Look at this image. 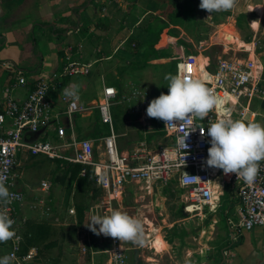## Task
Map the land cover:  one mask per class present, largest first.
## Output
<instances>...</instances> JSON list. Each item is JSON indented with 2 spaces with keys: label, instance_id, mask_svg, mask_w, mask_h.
I'll return each instance as SVG.
<instances>
[{
  "label": "rangeland",
  "instance_id": "1",
  "mask_svg": "<svg viewBox=\"0 0 264 264\" xmlns=\"http://www.w3.org/2000/svg\"><path fill=\"white\" fill-rule=\"evenodd\" d=\"M227 13L232 16L231 10H229L213 12L212 17L202 18L198 22L190 19L188 15L185 16L184 21L181 18L178 19V22L182 21L180 25L185 28L191 38L206 40L209 45L213 43V46L202 51L203 48L197 46L194 49L191 42L188 41L190 43L188 52L194 57L206 54L210 59V69L214 68L219 56L227 58L229 55V52L218 44L215 27L216 23L223 21L224 24H227L229 22L230 17L225 18L224 16ZM246 15L241 20V29H238L236 25L234 29L240 41L250 43L255 40V43L258 44V57L264 48V13L261 18L253 13ZM253 21H259L260 26L251 25ZM181 41L183 42L182 39ZM225 41H231V38L226 37ZM163 42L164 37L161 45ZM129 50L134 54L140 52L139 48L134 46H131ZM233 54L236 55V58L246 57L245 54L237 50ZM251 59L252 57H250ZM146 62L143 61V66L140 67H147ZM179 62H172L170 69L169 61L162 64L160 70H156L160 76L156 80L142 78L137 81L133 72L139 70L140 67L136 62L124 61L122 63L119 61L114 71L107 77L106 85L118 90L113 114L115 131L120 135L118 138L120 152L132 155L138 151V155L144 156L149 152H156L168 144L169 139L165 138L161 131V120L149 118L146 115V109L151 100L157 98L161 93L165 94L168 90L166 75H181ZM195 62H197V70L201 63L204 64L202 66L207 63L204 60ZM254 67L259 69L257 65ZM79 82V79L74 81L78 85ZM241 104L245 106L243 99ZM91 106L93 107L91 115L75 119V123L80 129L78 137L82 139H87L85 134L92 133V129L96 126L98 129L101 127L95 104ZM249 107L247 111L250 115L251 112L264 114V95L253 98ZM246 117L245 113L242 120L247 122L249 117ZM232 118L240 119L236 116H232ZM254 121L264 124L260 117L255 118ZM100 132L105 133L106 129L103 127ZM63 175L62 164L47 162L42 158L23 161L18 172L20 177L18 183L25 195L22 213L23 209L26 213L20 216H24L25 218H23L27 220L36 219L47 224L51 223L53 239L61 244L60 255L56 249L49 254L44 252V257L40 260L36 259L34 264H90V253L107 250L111 245L112 238L103 235L97 236L90 231V245H87L83 232L91 215H106L112 210L125 211L130 216L139 218L143 223L142 245L115 239L117 244L125 249L127 260L131 264L134 262L135 254L139 258L138 264H262L264 247L257 237L248 236L249 239L242 241L240 245H237V242L229 250L223 215L224 207L217 211L209 210L207 206L203 207L201 211L194 208L187 211L188 190L182 188L176 181L167 185L132 184L125 188L121 197L109 204H103L102 193L95 192L90 186L85 193L80 194L73 184L63 178ZM220 177V173L215 175V181L219 186ZM222 193L224 195L221 196L220 201L228 198V193L223 190ZM220 195L221 193L218 194V199ZM76 206L83 208L82 223L78 222ZM226 206H229V202ZM62 237L63 240L59 241ZM40 247L41 244L37 246L39 249ZM83 247L86 248L84 253L82 252ZM96 258V261L99 262L103 255L98 254Z\"/></svg>",
  "mask_w": 264,
  "mask_h": 264
},
{
  "label": "built area",
  "instance_id": "2",
  "mask_svg": "<svg viewBox=\"0 0 264 264\" xmlns=\"http://www.w3.org/2000/svg\"><path fill=\"white\" fill-rule=\"evenodd\" d=\"M249 61L253 60L246 57L219 59L214 69L207 65L204 73H200L197 71L195 58L189 56L181 62V75L204 79L206 86L224 101V106L233 109L232 116L243 119L253 98L264 95V80L253 75L254 64ZM87 73V65L67 62L60 72L39 79L25 99L8 100L0 108V172L7 177L5 186L8 191L18 197L8 205H0V208L15 221L13 228L19 237L2 244L7 246V254H15L17 259L14 264H34L38 255L37 247H28L24 251L25 219L20 216L25 195L18 188V172L22 162L29 158L82 165L80 176H84L86 168H89L93 172L94 187L103 195V204L121 197L125 188L132 184L167 185L176 181L188 190L187 211L193 208L201 211L205 206L211 208L210 171L213 168L206 164L210 147L207 128L221 118L222 113L210 111L203 120L196 118L191 125L180 129H171L162 121V131L170 139V144L144 156L138 155V151L124 156L118 150V136L113 126L112 108L118 95L116 89L104 87L95 107L101 124L107 126L109 131L95 139H78L75 135L74 117L90 110L81 104L80 99L73 108L70 106L72 101L62 93V111L55 112L53 109L49 94L59 81ZM26 84L25 77L19 75L17 85L24 87ZM242 99L245 106L241 104ZM230 100L234 102L231 103ZM257 117L264 121V115L253 116V112L249 121H254ZM190 130L195 131L190 132L185 141L187 148L179 149L178 137ZM6 161L11 163L6 164ZM260 164L258 176L252 185L235 174H225L219 169L222 184L233 191L238 205L236 217L227 223L230 246H234L244 232L260 229L264 233V161ZM184 173L198 177L199 180L187 181ZM83 233L87 245H90L87 226ZM85 250L83 247L82 252ZM103 253L107 258L102 264H131L127 260L125 249L113 238L110 247Z\"/></svg>",
  "mask_w": 264,
  "mask_h": 264
},
{
  "label": "crops",
  "instance_id": "3",
  "mask_svg": "<svg viewBox=\"0 0 264 264\" xmlns=\"http://www.w3.org/2000/svg\"><path fill=\"white\" fill-rule=\"evenodd\" d=\"M180 4L183 9L180 11L178 9L179 12L175 13L173 0H0V108L8 100L22 101L25 99L39 79L51 77L60 72L67 62L87 65L88 73L85 76L62 79L49 94L53 109L55 112H60L62 111L60 96L63 90L79 79L80 102L83 106L90 108L89 111L76 115L73 119L75 135L78 139H82L78 137L80 129L76 125L75 119L85 118L86 115L92 114L93 107L91 105L95 104L96 107L104 87L116 89L107 86L106 82L107 77L114 71L119 61L122 63L135 61L139 67L143 66V61H147V67H140L139 70L133 72V75L137 81L142 78L156 80L160 78L156 70H160L162 64L169 61L170 69L172 62L180 61L181 64L184 58L192 56L188 52L189 42L194 49L197 46L203 48L202 51L213 46V43L209 45L206 40L191 38L185 28L180 25L186 15L198 22L212 14L200 9L199 5L193 4V0H180ZM263 5L264 0H237L236 6L231 9L232 16H228L230 17L229 24H224L222 21L216 23L215 26L218 44L230 55L227 58L219 56L217 60L234 58L236 55L233 52L237 50L245 54L249 60L252 57L253 61L249 62L259 68L253 75L262 80H264V48L257 57L258 44L255 43V40L250 43L240 41L234 28L236 17L239 15L253 13L261 18L264 13ZM190 9H193L192 12ZM173 14L174 17L171 16ZM180 18L182 21L178 22ZM50 26L53 31L49 29ZM163 37L164 42L161 45ZM226 37L231 38V41H225ZM131 46L138 47L140 52L131 53L129 50ZM229 46L234 47L230 48ZM199 57H207L206 54L197 55L194 57L195 61L204 60L207 61L205 66H211L208 57ZM19 75L25 77L27 81L24 87L17 85ZM85 94L86 97H84ZM245 113L247 117L250 116L247 110ZM91 134L88 132L85 137L95 139L90 136ZM116 135L118 138L120 137L119 134L116 133ZM168 144H170V139ZM120 153L124 156L129 155ZM217 173H220L219 169ZM210 178L212 180L211 171ZM221 182L216 191L221 195L209 210L217 211L224 207L223 215L228 235V249L230 250L233 246H230L227 223L236 217L238 205L235 202L233 191ZM18 188L21 189L20 186ZM222 190L228 193V198L224 201H220L221 196L224 195ZM228 202L229 206L227 207ZM22 214L26 213L24 209L22 213L21 208L20 215ZM26 222L41 223L44 221L25 219V225ZM47 225L51 231L47 239L40 242L41 247L38 248L37 260L44 257V252L49 254L56 249L58 255L61 253V244L53 239L52 224L48 223ZM248 236L257 237L264 247V233L260 229L244 232L237 245L249 239ZM60 239L59 241H62L63 237ZM49 243H55V247L43 250ZM7 251V246L0 243V257L5 256ZM103 252H91L90 264L104 263L107 255ZM98 254L103 255L99 262L96 261ZM262 264H264V248Z\"/></svg>",
  "mask_w": 264,
  "mask_h": 264
},
{
  "label": "clouds",
  "instance_id": "4",
  "mask_svg": "<svg viewBox=\"0 0 264 264\" xmlns=\"http://www.w3.org/2000/svg\"><path fill=\"white\" fill-rule=\"evenodd\" d=\"M237 4V0H200L199 7L208 13L229 11ZM251 25L260 26L259 21ZM168 82L167 94L161 93L151 100L146 109L149 118L161 120L171 129L184 128L191 125L196 118L203 120L210 111L222 113L221 118L212 122L207 128L210 137L208 158L209 167L221 169L225 174H235L249 185H252L259 173L260 162L264 161V124L255 121L233 119V109L224 106V101L215 91L206 86L204 79L186 75L165 76ZM79 85L71 84L63 90L65 98L72 101L75 108L79 101ZM264 115L253 113V116ZM196 130V129H195ZM178 137L179 149L185 150V143L190 132ZM185 159V158H184ZM10 164V161H6ZM184 166V160H183ZM187 181L199 180L198 177L184 173ZM7 177L0 172V205H8L16 194L10 193L5 186ZM15 221L0 208V243L13 238L19 239L13 228ZM87 228L95 235L111 237L118 241L143 244L144 226L142 221L121 210H112L109 214H93ZM14 253L0 257V264H14Z\"/></svg>",
  "mask_w": 264,
  "mask_h": 264
},
{
  "label": "trees",
  "instance_id": "5",
  "mask_svg": "<svg viewBox=\"0 0 264 264\" xmlns=\"http://www.w3.org/2000/svg\"><path fill=\"white\" fill-rule=\"evenodd\" d=\"M176 4V5H175ZM193 4L195 5H199L200 4V0H193ZM173 5H174V12L178 13L180 11V9H183V7H181L180 4V0H173ZM179 9V11H178ZM189 9V8H188ZM193 9H190V12H192ZM213 13V12H212ZM211 13V14H212ZM172 17H174V14L171 15ZM225 17L230 16L228 13L224 15ZM245 18V15H239L237 17V19L235 20V25L238 29H241V20ZM49 29H51V31H53L52 26L49 27ZM168 91V90H167ZM166 91V92H167ZM165 92V93H166ZM98 115V112H96ZM112 117H113V126H114V114H113V108H112ZM98 118V122L99 125L101 126L99 129L96 126V128L93 129V132L90 136H93L95 138L103 136L108 134V128L107 126L101 124L100 119H99V115L97 116ZM106 129L105 133L100 132V130L102 128ZM114 130H115V126H114ZM36 158H29V160H35ZM47 162H54V163H59L62 164L63 168H64V175L63 178L67 179V182H69L70 184H73L75 189H77L78 193H85L86 189L90 186H92V188L95 190V192H99V190H97L94 187V182H93V172L89 169L86 168V172L84 176H80V172L83 169L82 165L79 164H69V163H65L59 160H55V161H50V160H46L43 159ZM76 211H77V216H78V222L82 223L83 222V208L82 206H76ZM50 233V228L48 227V225L44 222L41 223H35V222H28L26 224V230L24 233V239H25V247H24V251H26L28 249V247H37L40 242H44L47 237L49 236ZM55 243H49L48 245H46V247H44V249H49V248H53L55 247L54 245Z\"/></svg>",
  "mask_w": 264,
  "mask_h": 264
},
{
  "label": "bare ground",
  "instance_id": "6",
  "mask_svg": "<svg viewBox=\"0 0 264 264\" xmlns=\"http://www.w3.org/2000/svg\"><path fill=\"white\" fill-rule=\"evenodd\" d=\"M202 65H204L203 63H201V65L200 66H198V67H200V68H198V70H199V72L200 73H204V66H202ZM197 70V71H198ZM197 73V72H196ZM254 73H257V69L254 67L253 68V74ZM199 74V73H198ZM231 101V103H233L234 102V100H230ZM244 115V114H243ZM217 171H218V169H216V168H213L212 170H211V176H212V180H211V178H210V181H211V184H212V198H211V205L212 206H214L215 204H216V201H218L217 200V193L218 192H216L217 191V187H219V185H218V183L215 181V180H213V177H215V174L217 173Z\"/></svg>",
  "mask_w": 264,
  "mask_h": 264
},
{
  "label": "water",
  "instance_id": "7",
  "mask_svg": "<svg viewBox=\"0 0 264 264\" xmlns=\"http://www.w3.org/2000/svg\"><path fill=\"white\" fill-rule=\"evenodd\" d=\"M138 262H139V258L137 256V254H135L133 264H138Z\"/></svg>",
  "mask_w": 264,
  "mask_h": 264
}]
</instances>
